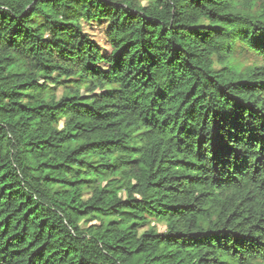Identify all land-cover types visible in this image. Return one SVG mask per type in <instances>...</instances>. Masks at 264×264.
Listing matches in <instances>:
<instances>
[{"label":"trees","instance_id":"trees-1","mask_svg":"<svg viewBox=\"0 0 264 264\" xmlns=\"http://www.w3.org/2000/svg\"><path fill=\"white\" fill-rule=\"evenodd\" d=\"M0 264H264V0H0Z\"/></svg>","mask_w":264,"mask_h":264},{"label":"rangeland","instance_id":"rangeland-1","mask_svg":"<svg viewBox=\"0 0 264 264\" xmlns=\"http://www.w3.org/2000/svg\"><path fill=\"white\" fill-rule=\"evenodd\" d=\"M142 3H147V0H141ZM86 29L93 35L95 40L105 49H109V45L106 42V36L104 32V24H95L92 26H87ZM234 60L237 62L241 67H246L253 64H260L261 63V56L257 55L247 49H239L236 54L234 55ZM125 195V194H122ZM156 222L153 221L152 225H157L158 231H165L166 225L162 222L155 224Z\"/></svg>","mask_w":264,"mask_h":264}]
</instances>
